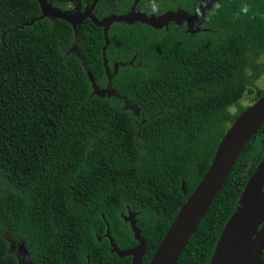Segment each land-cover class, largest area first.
I'll use <instances>...</instances> for the list:
<instances>
[{"label": "trees", "instance_id": "16d2710c", "mask_svg": "<svg viewBox=\"0 0 264 264\" xmlns=\"http://www.w3.org/2000/svg\"><path fill=\"white\" fill-rule=\"evenodd\" d=\"M135 1L101 0L94 15L127 14ZM201 1L141 0L137 11L193 14ZM49 3L84 11L93 0ZM40 18L37 0H0V179L9 184L0 196V264H132L106 237L109 226L120 250L138 246L129 212L148 248L142 264H150L250 107L238 105L254 94L250 58L264 56V0H220L197 34L176 24H113L104 96L90 80L100 91L109 86L103 29L88 19L76 34L63 20ZM262 161L264 125L176 264L211 263Z\"/></svg>", "mask_w": 264, "mask_h": 264}, {"label": "water", "instance_id": "95a60500", "mask_svg": "<svg viewBox=\"0 0 264 264\" xmlns=\"http://www.w3.org/2000/svg\"><path fill=\"white\" fill-rule=\"evenodd\" d=\"M41 9V18L63 20L69 23L78 34L81 25L90 19L97 27L102 28L106 46L103 50L105 66L108 73L109 86L100 91L90 74L95 94L104 96L111 94L112 75L107 67L106 51L110 45L108 32L113 24L123 23L134 25L141 23L154 29L168 28L171 24L186 26L187 33L197 34L205 24L207 13L220 0H202L197 10L191 14L185 10L167 11L162 15H148L137 11L136 0L131 11L124 15H109L99 19L94 10L101 0H93L90 7L82 11L79 7L65 12L54 8L49 0H37ZM34 24V22H32ZM115 66V75L118 72ZM264 125V97L251 105L231 126L221 144L219 145L210 169L200 182L196 190L181 208L175 221L171 225L161 245L152 257L150 264H176L190 238L195 233L200 221L206 215L218 193L221 191L231 169L238 160L245 145L257 134ZM186 194L185 184L182 186ZM129 223L138 246L122 251L115 244L108 226L106 237L110 241L112 253L120 258L131 257L132 264H142L148 248L137 226L136 214L129 212L123 216ZM264 161H262L242 193L236 213L227 223L224 232L215 249L210 264H264Z\"/></svg>", "mask_w": 264, "mask_h": 264}, {"label": "rangeland", "instance_id": "374dc122", "mask_svg": "<svg viewBox=\"0 0 264 264\" xmlns=\"http://www.w3.org/2000/svg\"><path fill=\"white\" fill-rule=\"evenodd\" d=\"M262 65H264V57H262L260 59L259 58L258 59L250 58V60L248 62V77L252 78L253 76H255L254 85L252 87L254 95L253 94H247L244 101H242L238 106H244L246 104H249V102L252 103L254 100V96H255L256 92L264 90V71L261 74H259L260 73V67ZM237 108L238 107L235 106L234 108L231 109V112L235 113L237 111ZM8 187H9V184L0 179V196H1L2 192L5 189H7Z\"/></svg>", "mask_w": 264, "mask_h": 264}, {"label": "flooded vegetation", "instance_id": "af4514ba", "mask_svg": "<svg viewBox=\"0 0 264 264\" xmlns=\"http://www.w3.org/2000/svg\"><path fill=\"white\" fill-rule=\"evenodd\" d=\"M202 27H203V26H202ZM202 27L200 28L201 30H202ZM263 57H264V56H263ZM262 70H264V65H262V66L260 67V71H261V72H262ZM260 92H262V90L259 91V92H256V94H255V96H254V99H255L256 96L259 97V96L261 95ZM253 95H254V94H253ZM253 103H256V102H252V103L249 102V104H246V105H244V106H240V107L251 106V105H253ZM263 226H264V222H263V224L259 227V229H261ZM263 257H264V253H263Z\"/></svg>", "mask_w": 264, "mask_h": 264}]
</instances>
